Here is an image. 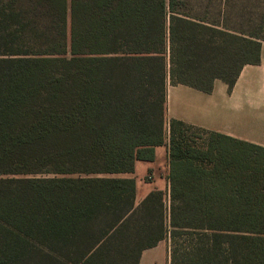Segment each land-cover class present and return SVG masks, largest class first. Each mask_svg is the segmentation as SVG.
<instances>
[{
  "label": "trees",
  "instance_id": "16d2710c",
  "mask_svg": "<svg viewBox=\"0 0 264 264\" xmlns=\"http://www.w3.org/2000/svg\"><path fill=\"white\" fill-rule=\"evenodd\" d=\"M189 1L0 2V264H138L165 237L169 264H264V147L199 149L164 116L167 81L209 91L258 61L264 9ZM162 144L167 210L119 176Z\"/></svg>",
  "mask_w": 264,
  "mask_h": 264
},
{
  "label": "crops",
  "instance_id": "0c3cea01",
  "mask_svg": "<svg viewBox=\"0 0 264 264\" xmlns=\"http://www.w3.org/2000/svg\"><path fill=\"white\" fill-rule=\"evenodd\" d=\"M164 116L166 121L178 120L201 132L219 133L264 147V43L258 61L244 63L230 86L215 78L211 89L203 91L167 81ZM153 151V160H136L133 171L124 175L134 179L135 202L167 184V146H155ZM146 174L152 178L150 185L144 184ZM138 264H169L168 238L141 250Z\"/></svg>",
  "mask_w": 264,
  "mask_h": 264
},
{
  "label": "rangeland",
  "instance_id": "374dc122",
  "mask_svg": "<svg viewBox=\"0 0 264 264\" xmlns=\"http://www.w3.org/2000/svg\"><path fill=\"white\" fill-rule=\"evenodd\" d=\"M233 2H228V4L232 3L234 6H232L229 10H228V14L226 15L227 17V21L229 22H240L245 20L248 17L247 14V10H258L259 11H254L256 12H260V8L264 9V0H232ZM0 2H35V0H0ZM192 5H194V11L198 12L199 14L202 13V7L206 4V2L201 1V0H191L189 1ZM212 4H218L217 2H212ZM198 6H200L198 8ZM254 6V7H253ZM258 9H255L257 8ZM212 18H215V15H209ZM27 17L29 19H31V21L33 23H36L37 21L41 22V25H39L37 23V26H33V31H36V33H38L39 35L43 34V35H48L50 34V32L47 31V29H50L49 27V18L47 17L46 14H42V10L40 12H34V13H29L27 15ZM264 28V27H263ZM32 31V32H33ZM28 33H30L28 31ZM53 34V32H52ZM264 43V42H262ZM167 126H165V137L167 136ZM195 136V144L196 147L199 149H205L206 147V138L208 137V135L206 133H199V132H195L193 133ZM124 174H120L119 176L124 177ZM144 184L146 185H150L152 183V178L151 176H149L148 174H146L144 177ZM143 183L140 185L142 186ZM161 191L164 193V204H165V209H168V184L165 185V187H163V189H161Z\"/></svg>",
  "mask_w": 264,
  "mask_h": 264
}]
</instances>
